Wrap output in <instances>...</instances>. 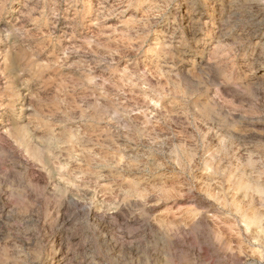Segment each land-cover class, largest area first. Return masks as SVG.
Listing matches in <instances>:
<instances>
[{"label": "clouds", "instance_id": "clouds-1", "mask_svg": "<svg viewBox=\"0 0 264 264\" xmlns=\"http://www.w3.org/2000/svg\"><path fill=\"white\" fill-rule=\"evenodd\" d=\"M0 264H264V0H0Z\"/></svg>", "mask_w": 264, "mask_h": 264}]
</instances>
